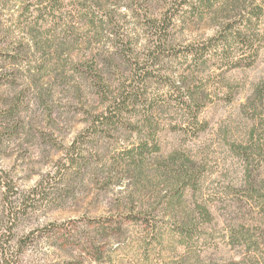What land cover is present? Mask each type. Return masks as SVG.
I'll return each instance as SVG.
<instances>
[{
	"label": "rangeland",
	"instance_id": "rangeland-1",
	"mask_svg": "<svg viewBox=\"0 0 264 264\" xmlns=\"http://www.w3.org/2000/svg\"><path fill=\"white\" fill-rule=\"evenodd\" d=\"M150 1L156 10L170 3ZM78 2L38 0L28 12L23 0H0V28L18 58L0 54V251L14 264H264V216L232 193L241 166L227 145L246 132L240 105L264 76V45L254 66H226L222 75L215 69L203 78L212 94L199 115L202 126H192L182 124L164 79L176 77L189 58L162 51L175 52L212 30L202 34L201 23L193 33L177 28L156 57L138 37L133 54L141 59L101 61L109 94L124 87L140 93L126 114L136 124L130 130L100 116L114 108L111 97L74 70L78 61L91 63L87 50L98 47L84 43L94 27ZM121 12L123 27H142L131 10ZM143 137L159 151L149 145L142 156L129 153ZM172 151L203 161L196 198L211 218L197 215L201 231L185 244L164 234L152 246L147 232L167 217L159 209L172 174L151 161L164 162Z\"/></svg>",
	"mask_w": 264,
	"mask_h": 264
},
{
	"label": "trees",
	"instance_id": "trees-1",
	"mask_svg": "<svg viewBox=\"0 0 264 264\" xmlns=\"http://www.w3.org/2000/svg\"><path fill=\"white\" fill-rule=\"evenodd\" d=\"M37 1L23 0L26 11L34 8ZM78 5L86 23L94 27L84 43L87 46L97 44L98 47L96 50H87L91 63H87V60L78 61L74 70L90 76L100 94L111 97L114 108L109 114L101 112L100 116L115 126L130 130L136 129V124L126 114L140 93L135 87H124L114 90V95L113 92L109 94V84L103 74L101 61L114 62L116 58L134 62L141 59L133 54V46L138 37L144 36L147 50H151L150 53L155 51L156 55H152L156 57L161 53L160 50L169 46L171 33L177 32V28L183 33H193V29L201 23L207 25L202 34L207 29L212 30L205 37L193 38L182 44L175 52L162 51L166 55L180 54L185 59L189 58V64L176 77L165 76L164 79L169 91L175 96V104L182 112V124L192 126L202 124L199 115L212 94V86H208L203 78L216 74L215 69H225L226 66L228 70L254 66L264 45V0H170L169 4L159 10L154 8L150 0H80ZM122 8L131 10L134 17L141 21L142 27L139 30L137 27H123ZM203 9L211 12L204 15ZM8 45V37L0 28V54L5 52L10 59L17 60L16 54L9 52ZM223 72L220 70L217 75ZM189 80H193L196 86L191 88ZM240 110L246 121V132L236 142L227 144L241 166L240 177L230 188L232 193L241 195L247 204L245 208H257L256 213L264 216V76L253 84ZM145 115L140 118L144 128L147 123ZM149 145L154 151H159V145L154 140L143 137L129 149V153L139 150L138 155L142 156ZM176 153L169 152L164 162L159 157L151 161L154 167L172 174L170 180H165L168 189L161 196L159 209L167 217L162 224L155 223L147 232L152 246L160 244L164 234L176 237L178 243L185 244L201 231L196 221L197 215L206 220L211 218L209 207L196 198V192L207 171L203 161L199 156L187 155L185 152L178 156ZM143 181H148V178L144 177ZM259 220L260 216L255 223H260ZM0 264L14 263L5 252L0 251Z\"/></svg>",
	"mask_w": 264,
	"mask_h": 264
}]
</instances>
